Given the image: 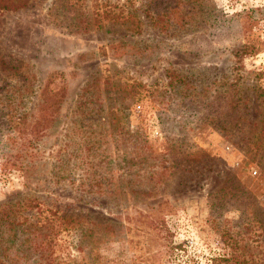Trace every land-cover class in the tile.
<instances>
[{"label":"rangeland","instance_id":"374dc122","mask_svg":"<svg viewBox=\"0 0 264 264\" xmlns=\"http://www.w3.org/2000/svg\"><path fill=\"white\" fill-rule=\"evenodd\" d=\"M232 255L264 264V0L1 11L0 264Z\"/></svg>","mask_w":264,"mask_h":264},{"label":"trees","instance_id":"16d2710c","mask_svg":"<svg viewBox=\"0 0 264 264\" xmlns=\"http://www.w3.org/2000/svg\"><path fill=\"white\" fill-rule=\"evenodd\" d=\"M27 2H28V0H0V12L6 11V10H15L17 8L24 7L27 5ZM126 18H128V17H126ZM137 21H138V23L141 22V20H139V19ZM112 44H111V47H112ZM248 53H250V52H248ZM50 99H51V95L44 96L43 103L41 104L42 105L41 108L43 109V111H45V113L43 115L45 118H48V116H49L48 112H52V110L49 111V107L52 106V104L49 102ZM26 120H27V118L25 119V123H26ZM21 132H23V131H20V133ZM27 151H28V146L23 145L19 148V151L17 152V154L22 155V154L26 153ZM2 152H3V148L1 147V153ZM2 156H4V153H2ZM2 166L4 169H12V168L21 167V165H18L16 162H11V160H8V159L3 160ZM35 203H36V201L29 200L28 207L35 206ZM26 219H27V217H26ZM213 261H215V264H218L217 262H225L226 264H245L244 260L240 259L236 255H232L230 257L215 258V259H213Z\"/></svg>","mask_w":264,"mask_h":264}]
</instances>
